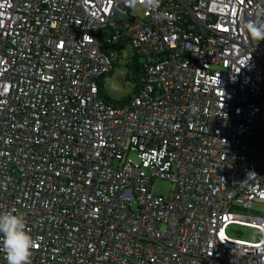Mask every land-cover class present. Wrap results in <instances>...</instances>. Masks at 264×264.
I'll use <instances>...</instances> for the list:
<instances>
[{
  "label": "built area",
  "instance_id": "1",
  "mask_svg": "<svg viewBox=\"0 0 264 264\" xmlns=\"http://www.w3.org/2000/svg\"><path fill=\"white\" fill-rule=\"evenodd\" d=\"M260 6L0 0V211L26 218L31 264H264ZM119 41L146 69L124 105L107 90Z\"/></svg>",
  "mask_w": 264,
  "mask_h": 264
},
{
  "label": "clouds",
  "instance_id": "2",
  "mask_svg": "<svg viewBox=\"0 0 264 264\" xmlns=\"http://www.w3.org/2000/svg\"><path fill=\"white\" fill-rule=\"evenodd\" d=\"M145 6L155 9L160 0H142ZM256 19L246 23V33L256 43L264 40V6L258 7ZM26 218L16 210L0 211V251L7 264H31L38 241L30 234Z\"/></svg>",
  "mask_w": 264,
  "mask_h": 264
},
{
  "label": "rangeland",
  "instance_id": "3",
  "mask_svg": "<svg viewBox=\"0 0 264 264\" xmlns=\"http://www.w3.org/2000/svg\"><path fill=\"white\" fill-rule=\"evenodd\" d=\"M145 8L143 6L136 5L133 8V15L137 17L144 16ZM124 55L125 58H121L119 61V66L115 69L113 76L108 81L107 90L110 98L113 103L120 102L123 97L130 94L132 92L133 83L126 81V75L128 73V69L126 67L127 64V54L132 52V48L129 45L124 46ZM155 192L159 195L168 196L171 193L172 184L166 180H156L154 182ZM250 215H262L264 216V203H254L252 204L250 211H248ZM227 234L235 239L244 240L248 242H259L263 233L262 230L256 227H248L241 224L232 223L228 227Z\"/></svg>",
  "mask_w": 264,
  "mask_h": 264
},
{
  "label": "trees",
  "instance_id": "4",
  "mask_svg": "<svg viewBox=\"0 0 264 264\" xmlns=\"http://www.w3.org/2000/svg\"><path fill=\"white\" fill-rule=\"evenodd\" d=\"M115 32V30H109L108 32H105L104 35L107 38H111V34H113ZM101 42L103 43L102 39ZM127 44L123 41H119L116 45V47L118 49H122V52L120 53V55H124V46H126ZM121 57V58H122ZM120 58V59H121ZM125 58V56L123 57ZM120 59L116 60L114 62V66H113V70L108 74V76L111 78L114 74L115 69L119 66V61ZM127 64L126 67L128 69V73L126 75V81L127 82H132L133 83V88H132V92L128 95H126L125 97H123L121 99V101L115 102L114 104L117 105H124L127 102H129L135 95H137L139 93V91L141 90V88L143 87V79L145 77V65L143 62H141L140 58L136 55H134L132 52L130 54H127Z\"/></svg>",
  "mask_w": 264,
  "mask_h": 264
}]
</instances>
